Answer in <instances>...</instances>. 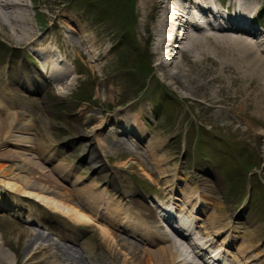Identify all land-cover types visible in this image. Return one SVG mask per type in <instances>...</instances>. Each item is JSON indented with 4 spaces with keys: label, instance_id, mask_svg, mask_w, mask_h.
Listing matches in <instances>:
<instances>
[{
    "label": "rangeland",
    "instance_id": "374dc122",
    "mask_svg": "<svg viewBox=\"0 0 264 264\" xmlns=\"http://www.w3.org/2000/svg\"><path fill=\"white\" fill-rule=\"evenodd\" d=\"M26 2L30 26L36 31V37L38 39L46 37L53 41L64 55V67L66 68L67 64L68 68L72 69L69 77L72 83L67 87L53 82V89L47 88L40 94L23 91L26 97L37 99L38 109L50 121L49 125L42 128L28 130V133L33 132L29 136L52 148L48 150L47 156H53L57 147L62 154L46 160L47 156H43L41 151L35 153L33 151L25 156L29 162L33 161L40 166L45 174L60 184L65 192L71 190L70 182L61 181L63 179L55 170V165L58 163L63 169H69L74 164L79 165V171L75 172L74 176L80 174L76 176L77 179H81L83 184L90 183L92 177L98 178L100 175L95 176L98 172L92 169L89 162L80 158L83 155L84 140H79L72 146H66L64 141L69 136L81 132L85 134L86 139L91 138L87 136L90 129L96 127V123L101 124L106 117L117 110L127 113L129 108L138 109L144 106L148 110L147 118L142 120L147 131V141L142 140L145 143L141 144L142 148H136L130 143L126 145L125 150H118L114 145L117 144L118 137L127 143L129 140L124 135L117 134L109 123L93 137L97 154H100L108 169L105 173H111L115 177L118 174L123 175L124 185L132 188L137 194L140 191L142 197L149 203L157 200L167 204L171 199L172 202L181 205L185 211L189 210L191 214L202 218L207 232L213 229L210 221L214 215L219 216L224 224L234 223L237 226L234 236H239L238 242L233 245L236 248L233 250L234 258L242 264L244 259L241 255L249 252L248 258L250 255L256 258L252 263L264 264V162L261 161L264 155V150L262 151L264 136L257 137V133L264 132V124L258 125L257 120L251 117L252 109L248 105L253 98L249 92L262 88L264 76H259L253 81L249 80L248 83H241L237 81L240 75L231 68L220 74L221 71L212 58L199 57L195 51L183 52L181 55L174 53V60L191 77L192 102L189 104L174 91L171 85L176 87L175 84H168L169 79H166L160 68L158 50L150 37V31L159 23L161 12L152 11L147 5V0H135L132 19L129 0H27ZM256 6L257 22L264 26V0L256 1ZM62 11L68 16H73L79 30L82 31L81 34L91 39L94 44L93 56H87L81 49L80 43L78 47L82 51L81 55L72 50V44H69L70 42L63 36V29H67L65 31L67 35H72L76 26L58 17V13ZM51 14H56V18L51 20ZM34 46L15 48L0 36V67L4 78L0 83L5 82L7 75L12 78L16 77V74L22 76L25 68L27 81L33 75L40 74L38 67L42 56L38 55ZM176 50L181 51V48H175ZM163 58L169 60L170 57L166 55ZM45 75L50 76V73ZM241 84L249 85L248 94H244L241 90ZM10 86L19 87L15 84ZM61 87H64L63 90H58ZM110 88L114 90V96L111 95L112 90L108 91ZM241 101H245V109L240 106H243ZM210 104L215 107H211ZM27 107L35 116L39 115L36 108ZM17 109L19 106L13 111ZM81 111L83 116L78 117ZM32 116L28 114L25 117L29 120ZM90 116L95 120L89 126L82 127V121L88 120ZM35 132L37 137L34 135ZM17 150L18 148L9 144L8 148L0 153V164L5 166L0 172L3 189L7 186L6 181L14 183L13 175L16 177L24 175L16 168L20 166L22 160ZM33 156H37L38 159ZM200 175H205L209 181L203 185L198 182L199 186L196 187L188 180L189 177L193 179L194 176ZM167 178H173V181L175 179L180 187L173 185L170 193L166 191V195L162 196V186L165 184L163 181ZM83 184L79 182L77 187H82ZM91 184L96 187L103 185L100 180ZM140 184L144 186L143 189L138 186ZM211 188L214 192L209 190ZM192 190L196 191L194 196L200 194L207 205L205 209L203 207L198 209L196 206L191 211L192 202L188 203L187 196L191 195ZM6 193V198L15 202V196L8 191ZM37 193L31 191L29 195L36 198ZM249 195L250 208L246 204ZM175 196L179 200L174 199ZM21 198L23 199L21 206L19 205V208L16 207L12 212L2 210L1 206L5 201L0 198L2 240L4 237L5 239L9 237L12 223L23 224V220L33 219L46 224L44 227L32 226L50 233L54 243L62 240L57 234L56 227L67 235H72L73 232L78 234L76 243L69 240L65 242L72 248L88 246L91 251L89 264L97 263L95 260L99 257H104L103 260L106 262L104 264H115L109 260L100 244L103 241L100 238V231L103 227H107L104 223L98 228L79 224L81 226L79 231H71L64 227L66 224L72 227V223L60 213V208H65L63 204L50 198H42L38 201L30 197ZM38 202L45 204L46 207L38 205ZM185 217L189 218L186 215ZM56 219L61 221V225L55 221ZM166 229L169 235H174L169 227ZM223 236L224 234H221L217 239L221 240ZM157 243L159 246L145 245V249L152 252L159 249L160 245H168L167 242ZM186 246L177 261L198 264L200 259L191 255ZM42 248L39 250L40 253L33 257L32 250L29 251L28 264L51 263L49 250L45 248L43 251ZM114 251L118 259H122L125 255V251L118 246L114 247ZM9 252L13 260L16 259L21 264L22 254L14 253V250ZM40 260L43 262L38 263Z\"/></svg>",
    "mask_w": 264,
    "mask_h": 264
},
{
    "label": "bare ground",
    "instance_id": "6f19581e",
    "mask_svg": "<svg viewBox=\"0 0 264 264\" xmlns=\"http://www.w3.org/2000/svg\"><path fill=\"white\" fill-rule=\"evenodd\" d=\"M26 1L0 0V36L15 48H26L27 46L35 45L34 50L37 51L38 55L42 56L40 66L44 71L45 69L47 71L49 70L50 76H42L41 69H38L40 74L38 73V76L33 75L32 78H28V81L26 80L27 75L22 73V76L16 74L14 78L7 75L5 82L0 83V153L5 148H8L9 144L12 147L18 148L16 152L21 156L22 160L20 166L16 168L24 173L20 177L13 175L12 180H14V183L6 181L7 186L4 189L0 179V198L5 201L3 203L4 205L1 206L2 210L9 211L10 207L13 209L16 207L19 208V205L21 206V200H23L21 197H30L33 199L34 197L30 196L29 192H38L35 195L36 198H34L37 201L42 200V198H50L63 204L65 208H60L61 215L75 226V223H77L90 225L93 228L97 226L98 228L100 224L104 223L107 227H103L100 231V238L103 240L100 244L107 253L109 260H112L115 264H188L177 261L178 256L181 255L185 248L183 242L184 237L178 232L179 237L165 236V231L156 222L159 218H157L151 206L147 205L132 188L124 186L125 189L121 191L119 184L121 183V186H123L122 182L125 181V178L119 177L120 181L118 182L105 173L108 169L102 158H100V154H97V148H95L93 143V137L109 123L117 134L124 135L129 140L127 143L126 141L120 140L122 139L121 137H118L117 144H114L118 150H125L127 148L126 145L130 143L136 148H142L141 144H145L142 140L147 141V131H145L142 121L147 118L148 110L146 107L143 106V108L139 107L138 109L129 108L127 113L117 110L115 113L106 117L101 124L99 122L100 120H98L99 123H96V127L90 129L89 135H87L91 136V138L86 139L84 137L85 134L81 132L82 134L77 133V135L69 136L64 141L66 146H72L79 140H84L83 155L80 158L81 160L89 162L92 169L98 172L95 176L100 175L98 178L92 177L90 183L83 184V181L76 177L80 174L74 176V173L79 171V165L74 164L69 169H63L62 165L60 166L59 163L56 164L55 170L56 172L58 171V175L63 179L61 181L66 183L67 181L70 182L71 190H66L67 193L61 189L60 184H57L51 176L45 174L40 166L33 161L29 162V159L25 157L33 151L34 153L35 151H41L43 156H47L49 153L48 150L52 148H48L46 144L40 143L36 138L29 136L33 132L28 133V130L42 128L47 124L49 125L50 121L38 109L37 99L31 96L26 97L23 91L26 90L39 94L45 88L51 87L53 89V82H59L58 85L64 87L72 83L69 79L66 80L67 77H70V73L64 67V55L61 53V58H59V55L57 58V53L59 52H57V48H53V45H55L53 41L46 37L40 39L36 37V31L30 26V19L27 14L28 4ZM147 1V5L152 11L161 12L159 23L150 31V37L156 45V50H158L160 68L166 79H169L168 84H175L176 87L171 85L174 91L189 104L192 102L191 77L174 60V53L181 55L183 52L192 53L195 51L199 57L206 56V58H212L213 61H216L218 69L221 71L220 74L222 71H227V69L231 68L240 75L237 81H241V83H248L249 80L253 81L259 76H264V31L259 30L255 26L257 17L255 14L257 12L256 1L258 2V0H227L229 10L232 8L233 12H227L229 15L224 14L223 16H218L220 15V11L213 7L214 4L217 6V2L222 4L220 0ZM209 15L214 17L218 16V19L214 20V23L209 22L207 21ZM56 16V14H51L50 19L53 20ZM58 17L76 26V28H73L72 35H67L68 33L65 32L67 29H63V36L70 42L69 44H72V50L77 52L78 55H81L82 51L78 47L80 43L81 49L86 52V55L93 56L94 44L90 38L81 34L82 31L79 30L76 19L73 16L66 15L63 11L58 13ZM175 48H181V51H175ZM166 55L170 57L169 60L163 58ZM3 79L2 69L0 67V81ZM13 84L19 87H11L10 85ZM64 87L58 88V90H63ZM55 88L57 90L56 86ZM248 88V84H241V90L244 91V94H248ZM111 90L112 88L108 91L110 92ZM112 93L111 95L114 96V90H112ZM56 94L61 97L60 94ZM249 94L253 97L251 102L248 103L252 109L250 115L253 119L257 120L258 125H263L264 83L261 89L255 92L250 91ZM241 102L243 106H240L245 109V101ZM17 106H19L20 110L13 111ZM27 106L36 108L39 115L35 116ZM210 106L215 107L213 104H210ZM28 114L33 115L29 120L25 117ZM82 116L83 112L81 111L78 117ZM93 120L95 119L90 116L88 120L82 121L81 126H89ZM34 135L37 137L36 132ZM263 136L264 132L257 133V137L261 138ZM42 144L44 147H42ZM59 152L61 150L58 147L55 148V154L53 156H47L46 160L58 154L62 155ZM33 158L38 159L37 156H33ZM54 160L56 161V159ZM261 161L264 162V155L261 157ZM2 169H5V166L0 164V172ZM67 177L69 178L67 179ZM98 180L102 181V184L107 189L101 191L98 187L91 184ZM208 181L205 175H200L194 176L191 183L197 187L199 186L198 182L203 185ZM79 182L83 184L82 187H77ZM169 182L170 179H166L164 183L167 185ZM108 186L119 188L124 200L126 197H129L130 202L133 204L126 208V203L121 199L117 201L113 200L114 202L108 201L105 197L106 192H108ZM209 190L213 191L212 188ZM7 191L15 196V202L12 200L11 202L8 197L6 198ZM19 192H26L27 194ZM195 193L196 191H194ZM194 194L191 193V201ZM38 205H42L44 208L46 207L41 202H38ZM102 210H106L107 212L102 214ZM29 215L31 216L30 212ZM0 216L2 215L0 214ZM218 217L214 215L212 217L213 220L211 219L210 222L214 225L215 233L224 232L226 225H230V228L232 227L230 222L224 224V221ZM196 218L200 220L199 217ZM125 223L126 228L121 226H125ZM32 225L39 227L46 226L42 221L25 219L23 220V224L22 222L19 224H11L8 238L5 239L4 237L2 240L0 237V264H19L16 259L13 260L9 250H14V253H21V264H28L29 251L32 250L31 256L33 257L37 253H40L39 250L42 247H44L42 248L43 251H45V248L49 250V259L52 258L50 264H89V254L91 251L88 246L84 245L85 247L72 248L71 245L65 242L69 240L76 243L77 238L74 235H67L59 228H56L57 234L62 240L54 243L52 242L50 233H46ZM75 226L72 227L75 228ZM232 228H234V225ZM225 238L227 239V237ZM155 239L166 241L168 245L161 246L152 252L145 249V244H155ZM38 243L40 245H36ZM213 244H216V242H213ZM115 246L125 251L122 259H118V255L114 251ZM214 251L215 253L218 251L220 253L219 245ZM229 254L232 256L233 252H229ZM213 257L211 256V258ZM246 257H248L247 253L241 255V258L245 259L244 264H248L254 259H247ZM103 258L99 257L95 260L97 263L94 264L106 263ZM41 261H38V263L43 262ZM228 261L230 260L226 259L225 263L229 264ZM202 263L206 264L204 260Z\"/></svg>",
    "mask_w": 264,
    "mask_h": 264
},
{
    "label": "trees",
    "instance_id": "16d2710c",
    "mask_svg": "<svg viewBox=\"0 0 264 264\" xmlns=\"http://www.w3.org/2000/svg\"><path fill=\"white\" fill-rule=\"evenodd\" d=\"M129 4L132 7L131 8V12H130L131 13L130 18L132 19L134 17V9H133V7H134V4H135V0H129Z\"/></svg>",
    "mask_w": 264,
    "mask_h": 264
}]
</instances>
